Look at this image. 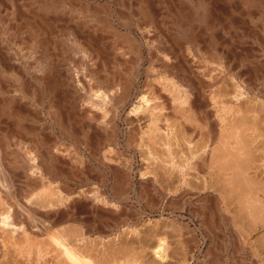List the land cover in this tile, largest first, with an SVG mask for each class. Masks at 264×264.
I'll return each mask as SVG.
<instances>
[{"label":"bare ground","instance_id":"bare-ground-1","mask_svg":"<svg viewBox=\"0 0 264 264\" xmlns=\"http://www.w3.org/2000/svg\"><path fill=\"white\" fill-rule=\"evenodd\" d=\"M260 39L264 0H0V264H161L163 243L119 237L132 193L261 222ZM124 154L157 164L139 187ZM240 230L232 263L250 264Z\"/></svg>","mask_w":264,"mask_h":264},{"label":"rangeland","instance_id":"rangeland-1","mask_svg":"<svg viewBox=\"0 0 264 264\" xmlns=\"http://www.w3.org/2000/svg\"><path fill=\"white\" fill-rule=\"evenodd\" d=\"M261 43L264 44L262 39H260L258 44H256L257 49H259L261 47V45H263ZM127 111H129V110H127ZM119 124H120L122 133H124L126 135L128 133V125L126 124L125 121L124 122L121 121ZM126 154L130 155V156L133 155L131 153H126ZM126 154H124L125 158H122V160L123 161L125 160V162H130V167L132 169L131 171L133 173L132 174V180L134 181V184H136V186L139 187V184H140L139 181L142 182V175H141L142 170L144 171L147 168V171H148L150 168V169H152L151 174H153L155 172L153 170L156 169L155 166H157V164L154 167H151V166H153L152 165L153 162L150 161L151 164H150V167H148V165L146 164V163H148V161L145 160L144 158H137V157L136 158H127ZM74 156H75V158H77V159H75L77 162H78V158H79V162L83 163L84 168L86 170L88 169V171L91 172V174L89 175L90 177L96 179L99 176L98 172H104L105 174H107L110 177L109 173H107L101 169V166L98 165L96 159L88 158V156L87 157L85 155L82 156L81 154H74ZM177 159H178V161H180V160L182 161L183 158H177ZM70 160L71 159L66 158L65 164L66 163L69 164L68 162H70ZM183 160H186V159L184 158ZM89 169H91V171ZM151 171H148V172H151ZM145 173H147V172H145ZM176 176L173 175L174 180H175V178L178 179V177H176ZM191 178L192 177L190 176V179ZM159 180H161V179H159ZM162 181H164V180H161V183H164V185L167 186V184L165 182H162ZM195 181H196V179H195ZM109 183H110V181H109ZM143 184L145 185V183H143ZM110 185H112V184L110 183ZM93 189H95V186L93 184L88 185V186H83V188H82V190H84V191H87V190L93 191ZM105 189L106 188H103V190H105ZM107 190H108V188L106 189V191ZM108 192L112 193L109 190H108ZM210 198H211V200L213 199V197H210ZM128 201H129V205L131 207L130 208L128 207L124 213V215L126 216V219H127V223H128V225L124 228V232H127V233L123 232L122 234H120L119 237L120 238L129 237V239L135 238V242L137 243V244L135 243V246L137 245L136 247H138L139 249H142L143 247H145L146 251L147 250L151 251L152 247L153 248L157 247L159 244L163 243V245H161L163 247L161 253H162V256H164V259L166 261L162 259L161 261H159V263H161L163 261L161 264H234L232 262H234L239 256L244 255V254L239 252L240 242L232 234L233 233L232 231L234 229L241 231L240 229H242L243 227L249 228V231H251V232L253 231L252 237H254V238H251L249 241H246L247 243H245V245H244L245 251H246V252L244 251L245 254L246 253L253 254L255 251V254H254L255 260H252L250 262V264H260V263H258V261H261L264 264V238H263L264 237V235H263L264 234V231H263L264 230V226H263L264 225V223H263L264 217H263V219L261 218V220H260L261 222H259V220H258V221L250 223V220H248V219L245 222L246 219L241 218L238 214L237 209L235 210L231 206L230 211H231V213H234L233 214L234 216L232 215L234 218H233V222L230 223L231 225L221 226L222 224L221 225L219 224L220 223L219 220L222 219V217L221 218L217 217V219H216L217 224H215V227H214L211 225L209 215L207 214V213H209L210 210L207 211V209H205V207H204L205 205L203 206V204H198V205L197 204L196 205L195 204H192V205L191 204H184L183 205L182 203L177 202L171 208H168V207H158L157 208V207L149 206L146 202L139 199L134 193H132L131 198ZM213 202L214 201L212 200L211 206H213ZM205 210L207 213L205 212ZM137 215L139 217L138 220L132 221V218H134ZM203 215H205V218L203 220L205 221L204 224H206V225H204L201 221V216H203ZM247 222H249V223H247ZM134 223H137L139 225V226H137L139 231L135 235L133 233L129 234L128 232H130V228H132V226L135 225ZM239 223L240 224L242 223L243 227L241 226L242 224L240 225ZM234 224H235V226H234ZM255 224L257 227H255ZM141 226H142V228H141ZM220 226H221V229H218V228H220ZM262 226H263V228H261ZM166 227H167V229H166ZM224 229H225V231H224ZM187 231H188V233H187ZM211 234H214V236H212ZM258 235H260V236H258ZM218 237H219V240H218ZM257 237H259V238H257ZM164 238H166V239H164ZM139 239L142 243L139 242ZM212 239H214V240H212ZM221 243H222V245H221ZM142 244H144V245H142ZM146 247H147V249H146ZM188 247L190 248V250H188ZM150 251H147L145 255H147ZM260 255H261V258H260ZM186 256H188V259ZM256 256H258V257H256ZM186 260H188V261H186ZM227 260H229L230 263ZM253 261H256V262L253 263Z\"/></svg>","mask_w":264,"mask_h":264}]
</instances>
